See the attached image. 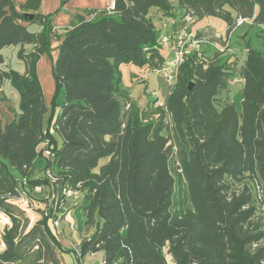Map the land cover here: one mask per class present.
I'll list each match as a JSON object with an SVG mask.
<instances>
[{
    "label": "trees",
    "instance_id": "1",
    "mask_svg": "<svg viewBox=\"0 0 264 264\" xmlns=\"http://www.w3.org/2000/svg\"><path fill=\"white\" fill-rule=\"evenodd\" d=\"M41 2L0 0V62L3 48L18 45L24 66L0 67V86L9 81L19 96L15 119L0 123V211L12 224L3 235L0 264H16L35 251V264H61L55 209L33 191L41 184L57 195L64 185L81 186L78 224L94 227L80 243L81 257L102 250L105 264H169L167 255L173 264H264V53L248 46L240 67L206 49L204 62L191 55L178 67L165 107L157 108L155 100L143 108L121 92L120 70L129 63L144 71L163 64L160 37L169 18L180 16L182 26L188 14L216 17L229 32L239 18L264 26V0H117L114 14L78 15L57 47L47 128L37 64L52 50L54 25L53 14L39 11ZM32 24L41 28L33 31ZM239 74L241 111L222 95ZM61 89L65 101L53 124L59 146L50 124ZM173 146L191 204L176 212ZM46 147L54 152L46 156V169L57 178L52 184L34 169ZM33 202L39 217L29 224L22 204Z\"/></svg>",
    "mask_w": 264,
    "mask_h": 264
},
{
    "label": "crops",
    "instance_id": "2",
    "mask_svg": "<svg viewBox=\"0 0 264 264\" xmlns=\"http://www.w3.org/2000/svg\"><path fill=\"white\" fill-rule=\"evenodd\" d=\"M175 1V0H174ZM17 3V6H19L21 3H24L25 0H15ZM112 0H42L41 6H40V12L43 14H53V25H54V34L52 37V50L50 53H45L41 56V58L38 61L37 64V71L41 80V84L43 86L45 99L47 102V105L49 107V111L45 115L44 118V126L45 128L49 125V120L51 117V108H52V101L55 97L57 86H56V80L53 75V64L58 54V45L61 41V36L64 34L67 28H70L72 24L76 21L78 15H84L88 19H96L98 17V12L105 11L108 14H114L113 11L109 10L110 4ZM89 10L94 11V13L90 16L87 15V12ZM171 20L168 21V27L162 29L161 33H166L168 31L176 30L180 27L181 17H174L169 18ZM168 19V20H169ZM161 23V20L157 21V24ZM34 25V24H32ZM31 25V26H32ZM186 25L195 33H197L200 37L205 38L206 43L204 44V49H206V53L208 56H221V58H229L230 61H234L235 64H237L238 67H240L244 61L240 62V52L236 51L232 47V42L235 37V34L241 33L240 35L242 38L238 36L241 41L246 42V48L243 49L241 52L246 53L248 50V46H252L254 48H257L261 50L264 53V26L262 25H252L251 21H245L242 24L236 25L230 32L228 31V25L225 21L216 18V17H204L202 19H196L193 18L190 22H186ZM246 25L250 26V29L246 30ZM30 26V27H31ZM41 27L37 26L36 30H39ZM253 36V37H252ZM257 37V40L254 41V38ZM247 39H249L247 41ZM226 42L229 45V48L226 50L227 52L218 54L219 52L217 50V47H221L222 44ZM19 46H8L3 48L2 53L4 56V61L0 62V67L6 69L9 67H16L19 70L23 71L24 66L22 62L18 58V50ZM160 53L164 58L163 63L168 62V60L171 58L172 53L171 51L164 46H161ZM245 60V59H244ZM126 67V69H130L131 71V80L129 83L125 82L124 79H122V89L121 92L128 94L133 101L137 102V104L143 108H145L147 105L150 104V102L145 100H142L139 94L137 93V88L141 83H145V88L148 87V79L153 75H149L148 77L144 76V69L134 65V64H122L120 66V70L122 71V67ZM156 76V75H155ZM156 83L160 81V77L156 76ZM231 81H234V83H240L241 90L244 85L243 77L239 74L231 79ZM228 91H230V88H228ZM60 90L59 92H61ZM147 91V89H146ZM58 92V93H59ZM227 98V97H225ZM229 100L230 97L228 95ZM19 105V96L16 90L13 88V86L10 84L9 81H5L0 86V123L5 124L7 122H11L16 117V111L18 109ZM61 111V106H57L55 108L54 116L52 118L51 124H50V130L51 132H56L55 127L53 126L58 114ZM43 157L47 158L46 156L42 155ZM48 162L49 159L47 158ZM47 167L41 169L40 167L35 166V174L40 175L43 174V177L38 178H44L49 176V173L51 172L50 169H46ZM31 204H34L36 207H40L39 204L36 202L29 203L28 206L29 209V219L30 223L34 222L38 217V212H35L33 208H31ZM80 204V200H74L70 199L66 206V211L62 218H66L71 225H75V216L74 214H79L80 209L78 205ZM68 205L70 207H73V209H69ZM68 207V208H67ZM69 209V211H68ZM77 224V223H76ZM61 225V224H60ZM60 225L59 230L57 228V232L60 231ZM11 222L9 224L4 223L0 219V243L3 241V235L5 233V230L9 227H11ZM60 242L64 249L58 250V256L60 258L61 264H71V260L69 259V254L73 255V252H68L67 250L72 249L76 252L74 253L78 258L81 257L80 254V243L75 244V247L73 248V245L71 242L68 241V239H64L61 236H59ZM6 247L0 246V253L5 250ZM98 253H92V255H97ZM74 257V256H73ZM80 264H86L87 256L81 257ZM40 260L38 252H33L30 254L26 259H24L21 262H18L16 264H35ZM73 264H77L76 260L74 258ZM79 264V263H78Z\"/></svg>",
    "mask_w": 264,
    "mask_h": 264
},
{
    "label": "rangeland",
    "instance_id": "3",
    "mask_svg": "<svg viewBox=\"0 0 264 264\" xmlns=\"http://www.w3.org/2000/svg\"><path fill=\"white\" fill-rule=\"evenodd\" d=\"M168 21L171 22V20L169 19ZM38 25L34 24L30 27L31 30L35 31L36 27ZM250 29L249 25H246V30ZM241 33H237L235 34V37L233 39L232 42V47L233 49H235L236 51L240 52V62L242 63L245 59V53L241 52L243 49L246 48V42L241 41V39L238 38V36ZM240 38H242V36H239ZM253 37V36H252ZM203 38V37H201ZM205 39V38H203ZM249 39H247L248 41ZM257 40V37L254 38V41ZM227 43L224 42L222 44V46H225ZM227 52V51H224ZM224 52H220V53H224ZM172 59L171 58L168 60L170 61ZM122 79H124L125 82L129 83V81L131 80V71L130 69H126L125 65L124 67H122ZM156 76L153 74L150 79H148V87L145 88V83H141V85L138 86L137 88V93L139 94V96L141 97L142 100H145L144 102L148 101V102H152L153 100H155L157 97L160 99L161 102L166 103V100L168 98L169 95V87L167 86V84L164 82V80L162 78H160V81L158 83H156ZM240 83H234V81H230L228 88H230V91H228V89H224L222 91V95L224 97L228 98V95L231 99V101H233L237 108L241 111L242 110V90L240 87ZM147 89V91H146ZM62 91L58 93L57 97H56V104L59 106H62L64 101H65V92L63 89H61ZM154 92H157V97L154 96ZM167 120L171 119V115H167L166 116ZM172 127H170V130ZM172 137L174 136V134L171 132ZM55 135L58 139V144L59 146H61L62 144V139L60 137V135L58 134V132H55ZM173 144L175 143V140L173 139ZM106 159L103 158L101 160L100 163L105 162ZM48 165V160L47 158L40 156L36 159L35 162V166L36 167H40L41 169L45 168ZM170 169L171 172L173 174V176L175 177L176 180V189H175V195H174V208L173 211H181V210H186L189 209L191 207L190 204V199H189V193H188V188H187V184H186V179L184 177L183 171H182V167H181V159H180V155H179V149L176 146H173V148H171L170 150ZM36 177H43V174L40 175H36ZM37 198L41 199L43 201L44 199V195L41 196H36ZM36 201V200H35ZM23 207L29 211L30 207H28L26 204H22ZM69 209H73V207H70V205H68ZM67 207V208H68ZM31 208L34 209L35 212H39V208L36 207L34 204H31ZM68 209V211H69ZM30 212V211H29ZM75 216V225L73 227V225H71V223L68 222V220L66 218H62L60 221V231H59V236H61L64 239H68L69 242H71V244L73 245V248L75 247V244H79L81 243L82 239H84L86 236L91 235L94 232V227L93 228H84L81 229L78 222L81 219L82 220V216L79 213L74 214ZM59 230V228H58ZM97 255H92V253H87L85 256H87L86 259V264H105L104 261V252L98 251ZM74 256V257H73ZM74 258L76 260V263H79L78 257L73 253V255L69 254V259L71 260V264H73L74 262ZM167 259L169 264H173L172 258L167 255Z\"/></svg>",
    "mask_w": 264,
    "mask_h": 264
},
{
    "label": "built area",
    "instance_id": "4",
    "mask_svg": "<svg viewBox=\"0 0 264 264\" xmlns=\"http://www.w3.org/2000/svg\"><path fill=\"white\" fill-rule=\"evenodd\" d=\"M117 0H112L109 10L114 11L116 8ZM193 19V16L188 14L185 17V24L180 26L174 32L168 31L166 33H161L160 37V45L167 47L172 53V59L168 62H165L161 65L149 67L144 71V76L148 77L151 74H154L164 80L170 90L176 84V74L178 67L183 64L191 55H196L197 59L204 62L207 60L206 55L204 54V44L206 40L201 38L197 33L193 32L187 25L186 22H190ZM246 21L244 18H239L237 21V25L242 24ZM164 28L168 27V24L163 26ZM229 48L228 43L225 46L217 47L219 52H224ZM154 96L157 97V92H154ZM154 106L157 107H165V103L161 102L157 97L154 102ZM130 108V103L128 102L126 105V109ZM50 141H46V145L49 144ZM170 144V143H169ZM44 154L47 157L52 158L54 156V152L50 147H46L44 149ZM50 183L56 182L57 178L54 176L52 172L49 173ZM26 184V183H25ZM34 194L44 195V198L48 200L49 204L53 206L55 218L53 220L54 226L59 227L60 221L64 215V212L61 210H57V208L66 209L67 203L70 199L79 200L82 195L81 186L73 187L70 185H64L58 195L52 190V186L49 185L48 191H46V187L44 185H37L33 189ZM258 194L261 196V188L257 187ZM50 205V206H51ZM264 208V206H263ZM48 211L45 213L47 214ZM0 219L9 224L11 222V218L8 214L3 211H0ZM1 247H6V243L2 241L0 243Z\"/></svg>",
    "mask_w": 264,
    "mask_h": 264
},
{
    "label": "water",
    "instance_id": "5",
    "mask_svg": "<svg viewBox=\"0 0 264 264\" xmlns=\"http://www.w3.org/2000/svg\"><path fill=\"white\" fill-rule=\"evenodd\" d=\"M23 17H24L26 20H33L34 17H35V14H34V13H31V12H24V13H23ZM192 84H193V83L191 82L189 88H191Z\"/></svg>",
    "mask_w": 264,
    "mask_h": 264
}]
</instances>
